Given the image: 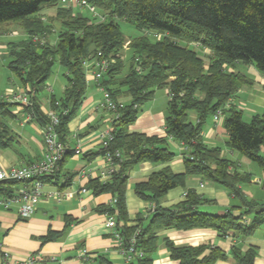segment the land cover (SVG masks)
I'll list each match as a JSON object with an SVG mask.
<instances>
[{"label":"trees","instance_id":"1","mask_svg":"<svg viewBox=\"0 0 264 264\" xmlns=\"http://www.w3.org/2000/svg\"><path fill=\"white\" fill-rule=\"evenodd\" d=\"M84 1L104 19L100 21L91 13L85 17L75 12L78 7L66 6L61 0H0V23L15 22L28 35L25 40L7 45L10 48L8 69L24 89L30 90L32 107L23 108L24 111L31 113L42 126L47 123L37 95L46 87L54 66L63 68L66 72L63 95L59 99L50 97L51 109L60 117L56 131L63 143L68 123L82 105L87 90L83 62L91 58L107 60L108 68L97 84L110 95L120 116L112 122V139L98 153L104 156L119 151L120 157L113 156L117 168L109 180L91 179L89 185L95 193L113 195L117 220L128 219L125 195L130 168L142 162L171 161L176 154L167 138L185 146L183 173L175 174L165 167L134 187L141 200L154 206L147 223L140 214L135 226H118L125 244L134 236L135 247L142 252L136 264L152 263L156 234L164 229L208 228L220 237L230 232L253 235L264 225V203L247 200L240 188L250 183L251 175L230 172L231 162L222 157L220 148L206 146L201 134L209 117L218 109L223 108L224 112L241 88L253 85L249 75L235 68L238 63L252 66L264 76V0ZM45 9H55L50 18L60 27L55 44H40L31 39L52 31L48 19L44 22L40 18V11ZM122 21L139 35L127 40L119 26ZM127 42L129 55L125 56ZM192 45L208 50L209 54L201 56ZM161 88H167L169 93L165 118L167 138L130 131L142 107ZM16 106L19 105L0 99V150L10 147L14 140L7 120L15 117ZM191 114L196 115V123L190 121ZM223 127L228 135L226 146L260 168L264 185V113L245 122L242 111L230 106L225 112ZM190 176L228 189L245 211L239 215H234L232 209L222 215L199 212L196 207L204 201L191 190L186 191L177 209L161 207L167 192L184 187ZM58 178L59 173L42 181L58 184ZM68 184L65 178L62 187ZM106 211L114 214L111 207ZM166 246L177 264H214L226 258L218 248H210L205 253V246L178 248L171 242ZM231 254L236 264H254L256 249L250 247L242 253L233 248Z\"/></svg>","mask_w":264,"mask_h":264},{"label":"crops","instance_id":"2","mask_svg":"<svg viewBox=\"0 0 264 264\" xmlns=\"http://www.w3.org/2000/svg\"><path fill=\"white\" fill-rule=\"evenodd\" d=\"M49 12L51 11L40 12L42 21H47ZM27 38L26 34L23 40ZM54 39L56 38L49 36L47 42L55 44ZM128 43L124 48L125 56L129 55ZM7 47V44H0V49ZM192 47L195 50L202 49L198 45ZM202 54L208 55L209 51L203 49ZM57 66L58 69L53 70L44 90L37 95L40 110L44 115L52 110L50 97L53 95L57 99L61 98L66 88V72L59 65ZM59 72L62 74L60 75ZM239 72L249 75L253 85L241 88L230 99L219 121H214L212 116L209 117L203 126L201 137L206 146L221 149L222 157L231 162L230 172L251 175L250 185L246 188L245 184H242L240 188L247 200L261 204L264 203L261 172H252L253 167L246 161L247 159L245 157L246 160L243 159L238 152L226 146L228 135L223 127V120L230 106L241 110L243 116L247 112L248 119L264 113L262 112L264 111V76L252 66L243 65ZM85 80L87 90L84 100L70 119L67 136L62 143L66 146L68 154L60 165L58 184L48 183L44 186V194L40 202L36 205L32 216L27 219L19 218L16 206L9 210L0 208V264L5 253L13 260L19 261L35 255L44 259L36 264H126L124 257L115 247L114 238L106 228L109 215L106 209L108 207L114 209L113 216L120 228L124 225L135 226L136 218L140 214L147 223L150 218L149 212L153 211L154 206L135 194V185L147 181L152 173L165 167H169L175 174L184 172L182 152L185 149L181 143L167 138L165 133L169 93L159 94L160 90H155L153 99L142 107L129 130L149 137L167 138L170 149L176 155L166 164L142 162L130 168L125 195L128 219L126 222L117 220L118 211L115 209V203L113 204V195L110 192L95 193L89 185L91 179L98 178L102 182L110 179L109 165L98 151L103 147L102 142L106 132L113 127L112 113L101 106L104 102L102 90L91 75L85 74ZM21 89L24 88L15 78L14 82L9 80L1 94L15 93ZM123 102L125 103L126 100ZM13 113L15 117L8 119L7 124L14 134V140L10 147L0 150V167L3 169L37 161L43 154L42 125L34 119H27L26 112L21 106L14 107ZM190 121L197 122L195 114L190 115ZM78 148L80 153L75 154ZM243 165L247 168H243ZM65 178L69 184L62 187ZM187 190L195 192L204 201L196 207L199 212L222 215L232 209L234 215H239L245 211L228 189L213 185L198 176H190L186 179L184 187H176L168 191L160 206L177 209L184 201ZM246 219L249 221L250 218ZM156 236L157 247L151 264H177L171 258L166 246L167 242L178 248L205 246V253H208L210 248H218L224 252L226 258L217 260L214 264H236L231 254L233 248L244 253L250 247H255L254 264H264V225L251 236L230 232L220 237L216 231L208 228L190 230L170 228L160 230ZM82 250L88 253L87 259L81 256ZM51 257L55 258V262L50 261Z\"/></svg>","mask_w":264,"mask_h":264},{"label":"built area","instance_id":"3","mask_svg":"<svg viewBox=\"0 0 264 264\" xmlns=\"http://www.w3.org/2000/svg\"><path fill=\"white\" fill-rule=\"evenodd\" d=\"M61 3L68 6H82L86 8L92 17L102 21L104 17L97 13L96 9L88 5L84 0H61ZM160 39V35L155 36ZM39 37H34L33 41L43 44L38 41ZM85 67V74L91 75L92 79L98 83L105 71L108 68L109 63L107 60H97L91 58L83 62ZM103 92L104 102L101 106H104L108 111L112 113V122L118 119L120 116L116 113V104L111 99L110 95L99 86ZM33 93V92H32ZM0 99L9 103L18 104L24 109L32 107L30 100V90L21 89L15 93L8 92L7 94L0 93ZM223 108L218 109L212 118L214 121H219L223 115ZM47 123L42 126L43 133V154L37 161L20 165L18 167H10L3 169L0 167V208L9 210L13 206H16V211L20 219H27L32 216L36 209V205L40 202L44 194V186L47 184L42 181L43 178L54 177L59 173L60 163L64 157L68 154L67 148L59 141V137L56 128L59 124L60 117L52 110L45 113ZM27 119H33L31 113H26ZM113 128L106 132L102 146L106 147L108 142L112 139ZM183 148L185 146L182 144ZM80 149L75 150V154H79ZM113 156L120 157V152L116 151L114 155L106 153L104 159L109 165L108 175L111 176L114 169L117 168L116 163H113ZM13 183V184H12ZM15 184L17 186H15ZM12 187V188H11ZM84 191V190H82ZM115 199L113 200V204ZM106 228L115 240V247L124 257L125 263L129 264L136 261L137 258L142 256L141 250L135 247L136 240L133 237L130 238L128 244H125L123 237L120 234L118 223L113 215H108L106 220ZM137 232H135L136 234ZM134 234V235H135ZM81 256L84 259L89 257L85 250L81 251ZM44 259L40 257L30 256L26 260H13L9 254L3 255L1 264H36L42 262ZM51 262H55V258H50Z\"/></svg>","mask_w":264,"mask_h":264},{"label":"rangeland","instance_id":"4","mask_svg":"<svg viewBox=\"0 0 264 264\" xmlns=\"http://www.w3.org/2000/svg\"><path fill=\"white\" fill-rule=\"evenodd\" d=\"M88 4V3H87ZM68 6H71V7H78V9H75V12H78L80 14H82L83 16H87L89 17L90 16V13L87 11V9L85 8H82V6H72V5H68ZM45 10H50L51 12H49V16H48V21L49 23L47 24H50V29L52 30L50 33H45L44 35H34L32 36V41H33V38L34 37H39L38 38V41H41L43 42V44L45 43H48L47 42V39L49 36H53L55 40V42H57V36H58V31L60 29L59 27V23L57 21H54L52 23L51 21V15H53L55 13V9H45ZM43 10H41L40 12H42ZM52 13V14H50ZM100 13V12H99ZM44 15V14H43ZM100 15H102L100 13ZM43 20V18L41 19ZM47 21V22H48ZM119 26H120V29L121 31L123 32L124 36L126 39H129V38H133L135 36H138L139 35V32L136 31V29H134L131 25L125 23V22H120L119 23ZM25 35V36H24ZM24 38H26V34L24 33L23 29L21 28V26L15 22H7V23H0V44H9L11 42H20L21 40H23ZM36 42V41H34ZM10 48H4V49H0V93L2 92L3 88L5 85H7V83L9 82V80H12V82H14V79L16 78L11 72L10 70L8 69V64H9V61H10V58L7 54V51L9 50ZM197 50V49H196ZM202 50L203 49H198V53L201 55V56H204V54H202ZM125 54V53H124ZM241 64V63H240ZM237 64V66L235 67L237 70L240 71V68L241 66H243V64ZM58 69V66L57 64L54 66L53 70H57ZM60 73V72H59ZM62 73H60L61 75ZM9 78V79H8ZM17 79V78H16ZM160 90L159 91V94H166V92H168V89L167 88H161V89H158ZM245 112V111H244ZM264 112V111H262ZM247 112H245L244 116H243V119L245 121H250V119L247 118ZM241 155V154H239ZM241 157L243 159L244 156L241 155ZM246 160V159H245ZM250 165H252L253 169L252 172H258L260 173L261 170L260 168L253 162L249 161V160H246ZM246 162V163H247ZM243 168H247V166L243 165ZM250 184H245L246 188L249 186Z\"/></svg>","mask_w":264,"mask_h":264}]
</instances>
